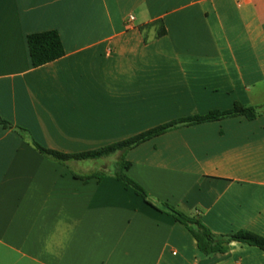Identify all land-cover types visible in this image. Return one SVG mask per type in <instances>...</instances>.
<instances>
[{
  "label": "crops",
  "instance_id": "0c3cea01",
  "mask_svg": "<svg viewBox=\"0 0 264 264\" xmlns=\"http://www.w3.org/2000/svg\"><path fill=\"white\" fill-rule=\"evenodd\" d=\"M49 31L65 55L35 68L29 36ZM236 103L264 109V0H0V117L27 131L0 125V264H264L238 242L203 254L114 178L125 158L153 201L264 238V114L98 160L33 145L86 153Z\"/></svg>",
  "mask_w": 264,
  "mask_h": 264
},
{
  "label": "trees",
  "instance_id": "16d2710c",
  "mask_svg": "<svg viewBox=\"0 0 264 264\" xmlns=\"http://www.w3.org/2000/svg\"><path fill=\"white\" fill-rule=\"evenodd\" d=\"M163 35H165L164 30L160 32L159 36ZM28 40L31 59L35 68L59 60L65 55L61 37L56 31L32 34L29 36ZM262 114H264V109L262 108L245 106L240 103H236L233 109L229 111H213L205 116H194L180 119L143 132L135 137L110 145L108 147L75 155H66L57 151L48 150L35 142H33V145L42 155L50 157L60 163H66L70 160H98L105 157H110L119 152L126 154L130 150L144 144L145 142H148L180 127L238 117H244L249 121H253ZM0 125L5 129L17 130L24 134L27 132L21 128L15 127L1 117ZM130 167L131 163L126 161L125 158H122L115 169L114 178L121 182L127 190H133L134 193L140 196L147 205L159 211L160 213L167 215L174 221L184 225L196 239L198 248L203 254L211 255L214 253H225L228 250L229 245L234 242L255 246L264 250V238L261 236L247 231H240L227 236L216 235L207 226H205L200 219L188 216L168 203L153 201L149 194L127 174ZM93 177L101 179L103 175H95Z\"/></svg>",
  "mask_w": 264,
  "mask_h": 264
},
{
  "label": "built area",
  "instance_id": "2783aa9c",
  "mask_svg": "<svg viewBox=\"0 0 264 264\" xmlns=\"http://www.w3.org/2000/svg\"><path fill=\"white\" fill-rule=\"evenodd\" d=\"M134 20H135V18L131 16V17H129L128 22H129V23H132Z\"/></svg>",
  "mask_w": 264,
  "mask_h": 264
}]
</instances>
